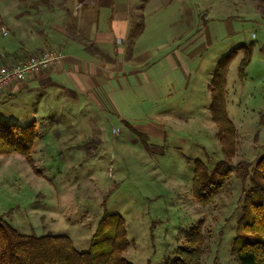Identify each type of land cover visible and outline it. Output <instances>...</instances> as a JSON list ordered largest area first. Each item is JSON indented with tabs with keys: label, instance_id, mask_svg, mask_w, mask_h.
Instances as JSON below:
<instances>
[{
	"label": "rangeland",
	"instance_id": "1",
	"mask_svg": "<svg viewBox=\"0 0 264 264\" xmlns=\"http://www.w3.org/2000/svg\"><path fill=\"white\" fill-rule=\"evenodd\" d=\"M128 3L129 27L121 43L123 56L132 63L134 59L147 61L141 58L145 53H138L145 46L134 48L137 38L145 36L153 57L167 50L179 52L188 68L185 75L181 69L177 70L180 75L173 71L164 73L167 77L162 88L171 102L150 104L149 110L154 112L168 109L165 121L137 117L136 105L145 97L134 86L118 88L115 96L113 91L110 106L97 98L95 107H84L77 113L67 107L52 109L54 123L42 116L48 113L41 109L35 119L39 135L32 150L38 173L22 155L0 154V178L6 177L10 186H0L4 189L0 191V204L10 210L5 218L22 234L50 232L70 236L74 247L82 251L88 248L100 217L104 213H120L130 241L125 256L133 264H165L174 257L177 246L184 243L190 228L202 221L205 242L199 264H238L231 248L239 232L237 219L250 187L248 179L242 181L231 175L214 201L204 206L194 199L191 184L195 159L211 169L223 158L217 127L209 111L211 79L219 58L242 43L253 44L250 61L239 76L242 51L233 54L227 63L224 89L227 112L236 126L234 163L247 160L252 164L264 146V135L260 134L264 122L259 127L260 115L264 114V0ZM40 4L46 2L0 0L4 15L12 13L17 17L20 12V17L26 18L19 26L20 32L14 35L19 47L15 51L11 47L8 53L1 51L0 66L17 63L51 47L66 51L67 44L33 45L31 49L20 46L22 42L40 39L49 27L54 30V24H46L40 17ZM77 11L81 17L79 27H65L66 32L77 28L81 33L76 36L84 32V21L93 13L90 9ZM105 14H109L107 9ZM62 18L63 15L59 21ZM101 23L105 22L101 19ZM0 29V44H5L10 31L3 24ZM5 31L7 35H3ZM197 36L205 41L202 48L194 56L184 53L182 47ZM3 94L5 91L0 92ZM15 101L4 105L0 100V120H34V116L24 118L30 107L17 98ZM34 102L39 103L37 99ZM146 106L149 107L143 105ZM189 113L193 120L186 117ZM144 121L155 125V137L134 129ZM7 164L11 171L5 173Z\"/></svg>",
	"mask_w": 264,
	"mask_h": 264
},
{
	"label": "crops",
	"instance_id": "2",
	"mask_svg": "<svg viewBox=\"0 0 264 264\" xmlns=\"http://www.w3.org/2000/svg\"><path fill=\"white\" fill-rule=\"evenodd\" d=\"M44 1L46 5L40 4L38 8L42 11L40 17H42L43 21H46V24H54V30L49 27L51 31H45V35L40 39L37 38L33 42L29 40L26 43L22 42L20 46L25 49H31L33 45L49 47L67 44L65 55L59 64L53 65L49 70L28 74L21 82L14 83L0 90V92L5 91V94L0 95V100L4 101V105L10 104V102L16 103L15 100L17 98L25 106L28 105L30 107L26 109L27 112L24 114V118L34 116L33 119L35 120L39 116V111L44 109L48 114L42 116H47V121L54 123L56 119L50 116L52 115V109L57 110L61 107H67L77 113L80 112L81 108L95 107L97 98H101L106 105L110 106L113 91L115 96V94L119 93L117 91L118 88L134 86L138 90L139 95L145 97L136 105L138 110L136 113L137 117H143L140 120L145 121H149V118L165 121L166 116L164 115L168 109L162 110L161 113L154 112L149 110L151 108L150 104L156 105L158 101L163 103L171 102L172 99L165 96L164 87L162 88L163 81L167 77L164 76V73L173 71L180 75L177 70L181 69V73L185 75L188 68H186L187 66L183 61L182 53L167 50L157 57H153L152 48L148 47V42L144 41L145 36H142L137 38L134 48L139 50V48L145 46L138 53H145L141 58L148 60L139 61V59H134L132 63L130 59L123 56L124 49L121 43L123 39H126L129 27L128 0H89L86 5H81L78 2L77 4L75 0ZM102 8L104 13L101 12ZM77 9H90L93 11L89 18L84 21V32L78 36H76V33H81L77 31L81 17H79ZM106 9L109 11L107 16L105 14ZM62 15L63 18L59 21ZM87 16L86 14L85 17ZM22 19L26 18L25 16L20 17V12L16 17L12 13L4 15L0 11V25L7 26L10 31L9 40L5 44H0V52L5 50L8 53L11 52V47H13V51L19 47L15 43L14 35L16 32H20L19 26ZM101 19L105 23H101ZM113 21L114 25L112 27ZM66 25L77 26L76 29L69 28L68 30V32L75 34L66 32ZM115 26H117L116 30ZM3 35H7V31ZM164 35L168 37L167 33ZM204 44L205 41L202 42V36H197L192 42L182 47V51L194 56ZM138 53L132 57L135 58ZM0 56H3V54H0ZM126 66L129 67L127 68ZM171 66L172 68H168ZM176 66L180 68H173ZM42 85L44 86L43 89ZM41 89L45 91L44 94ZM162 96L165 97L160 98ZM35 99L39 103H35ZM21 103L18 105H22ZM143 105H149V107H143ZM61 116L66 118L63 114ZM186 117L189 120H193L190 113ZM260 117H262V121H260L259 127L261 122H264V114H261ZM145 121L137 123L138 127L134 126V129L146 133L150 137H155L157 134L154 129L155 125L151 121L149 123ZM53 126L51 127L53 128ZM260 134L264 135V130ZM262 153H264V146H262L258 154ZM9 166V164L4 166L5 173L11 171ZM17 175L18 183H20L21 174L19 170ZM0 176H2L1 173ZM3 185L10 188L6 177L0 178V186ZM0 191L3 192L4 189L1 187ZM9 212L10 210L5 209L0 204V214L5 217Z\"/></svg>",
	"mask_w": 264,
	"mask_h": 264
},
{
	"label": "trees",
	"instance_id": "3",
	"mask_svg": "<svg viewBox=\"0 0 264 264\" xmlns=\"http://www.w3.org/2000/svg\"><path fill=\"white\" fill-rule=\"evenodd\" d=\"M86 5L89 0H76ZM252 43H242L219 58L211 79L209 111L217 127L216 134L223 158L209 169L200 160H194L191 191L200 205H207L223 189L227 179L234 175L248 179L250 187L244 195L242 213L232 241V252L238 264H264V153L255 164L233 158L237 152L236 126L229 117L224 89L227 63L233 54L242 51L238 74L242 76L250 61ZM39 135L35 120L25 123L0 120V154L18 153L38 173L33 164L32 150ZM202 221L188 231L184 243L177 246L175 255L165 264H199L204 250ZM130 245L125 218L120 213H104L90 237L86 250L78 251L70 236L47 232L42 235L18 232L0 214V264H133L125 256Z\"/></svg>",
	"mask_w": 264,
	"mask_h": 264
},
{
	"label": "built area",
	"instance_id": "4",
	"mask_svg": "<svg viewBox=\"0 0 264 264\" xmlns=\"http://www.w3.org/2000/svg\"><path fill=\"white\" fill-rule=\"evenodd\" d=\"M64 55L65 52L63 50L51 47L29 54L25 59L17 63L1 65L0 90L14 83L21 82L28 74L49 70L53 65L59 64L63 60Z\"/></svg>",
	"mask_w": 264,
	"mask_h": 264
}]
</instances>
